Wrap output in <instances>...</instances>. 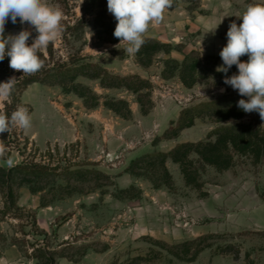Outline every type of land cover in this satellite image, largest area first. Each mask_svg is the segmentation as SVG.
<instances>
[{
	"label": "rangeland",
	"instance_id": "1",
	"mask_svg": "<svg viewBox=\"0 0 264 264\" xmlns=\"http://www.w3.org/2000/svg\"><path fill=\"white\" fill-rule=\"evenodd\" d=\"M46 2L64 14V31L51 43L52 60L47 48L40 52L47 62H91L116 76H139L149 83L140 94L148 93L141 100L150 110L142 114L138 94L103 88L99 80L83 76L74 82L96 94L95 108H86L56 83L27 87L17 108L29 109L31 127L12 131L0 169H9L4 161L10 156L15 165L38 164L56 174L13 178L8 187L13 209L7 210L0 187V264H264V158L236 155L225 170L194 160L195 186L185 182L171 159L147 158L204 141L210 131L234 124L196 119L194 128L161 139L179 116L169 104L181 111L238 93L224 83L225 73L214 74L223 64L219 53L229 25L242 23L237 15L264 0H174L164 20L145 33V40L165 46L155 50L145 42L135 54L124 51L127 44L114 47L120 41L113 35L117 21L107 0ZM101 10L108 18L103 24L97 19ZM25 29L31 32L30 46L37 35L30 24L19 22L13 35ZM176 36L180 43L174 42ZM191 52L199 54L200 64L195 85L186 88L178 70L167 78L173 67L166 62L181 63ZM240 59L247 62L248 56ZM108 100H125L130 117L105 107ZM6 101H0V111ZM238 122L264 131L257 112ZM68 134L76 140L64 143Z\"/></svg>",
	"mask_w": 264,
	"mask_h": 264
},
{
	"label": "trees",
	"instance_id": "2",
	"mask_svg": "<svg viewBox=\"0 0 264 264\" xmlns=\"http://www.w3.org/2000/svg\"><path fill=\"white\" fill-rule=\"evenodd\" d=\"M97 15L99 24L105 17V12L101 10ZM13 24L9 19L5 24V36L13 35V29L18 25ZM80 24V21L78 25ZM98 25V23H97ZM155 50L163 48L165 45L155 40H146ZM50 59L53 58L51 43L47 47ZM45 60V66L34 75H24L22 72L15 71L9 67V57H5L0 61V82H6L10 77H16L17 82L12 91L11 97L4 104L3 111L9 115L17 109L20 95L28 86L39 83H56L68 92H73L84 102V106L88 109L95 108L99 104V98L93 91L74 81L77 77L83 76L93 80H99L103 88H125L138 94V102L141 105L143 115L148 114L150 110L149 104L142 103V98L148 99V93L142 95V90H149V83L139 76L120 77L109 73L100 65L87 62L79 64L78 62L54 63L50 65L42 53H39ZM172 65L173 72L168 77H172L174 72L178 70L181 83L186 88L195 85L197 76L195 74L200 64L199 54L191 52L181 63L174 60L166 62ZM237 67H231L227 76L235 74ZM220 75L222 72H214ZM22 76V77H21ZM21 77V78H20ZM244 99L237 92H229L213 101L201 103L194 107L184 108L180 111L176 122L171 123L169 128L163 133L161 139L168 140L178 136L184 129L193 126L196 119L212 118L215 123H224L227 120H234V124L222 126L210 131L204 141L197 143H181L176 145L167 153L156 152L147 156L148 159L158 160L164 163L166 159H171L180 166L181 173L188 185L195 186L197 171L193 173L192 164L194 160L204 167L210 166L216 170L228 169L236 155H249L256 161L264 158V131L255 123L238 122L245 116V112L237 107V102ZM149 103V102H148ZM105 107L119 115L124 119L130 117V110L125 100H108L104 103ZM15 133H3L0 140H4L5 146H8L10 138ZM194 158V159H193ZM56 169L40 166L33 163H25L15 165L7 171L0 169V187L5 196V206L8 209L14 208L13 194L8 188L15 177L19 178H37L52 177ZM4 182V185H3ZM8 188V189H7ZM6 214V213H5Z\"/></svg>",
	"mask_w": 264,
	"mask_h": 264
},
{
	"label": "clouds",
	"instance_id": "3",
	"mask_svg": "<svg viewBox=\"0 0 264 264\" xmlns=\"http://www.w3.org/2000/svg\"><path fill=\"white\" fill-rule=\"evenodd\" d=\"M173 4L174 0H107V9L117 21L113 35L120 41L114 47L120 49L122 44H127L124 51L129 54L138 52L146 42L145 33L149 27L158 26ZM237 17L242 23L238 26L233 21L229 25L227 43L219 53L223 64L216 71L225 73L226 85L237 90L240 96L247 97L240 99L237 107L245 113L257 112L264 121V4H249ZM18 18L21 24L33 26L37 33L30 46L27 41L31 32L26 29L16 35L5 36L6 22L10 19L15 24ZM63 18L62 10L49 5L46 0H0V61L9 57V67L22 72L23 76L39 72L45 66V60L39 53L61 36ZM180 40L179 36L174 37L175 43H180ZM200 51L203 54L202 42ZM245 55L248 60L242 62L240 58ZM233 65L237 67L238 74L227 76ZM16 82L14 76L0 82V101L11 97ZM30 127L31 116L27 107H18L10 117L0 111V134ZM6 151L4 140H0V158H4ZM4 162L9 169L15 166L10 156Z\"/></svg>",
	"mask_w": 264,
	"mask_h": 264
},
{
	"label": "crops",
	"instance_id": "4",
	"mask_svg": "<svg viewBox=\"0 0 264 264\" xmlns=\"http://www.w3.org/2000/svg\"><path fill=\"white\" fill-rule=\"evenodd\" d=\"M169 108H170V109L172 110V112L174 113L175 118H177V116H178V114H179V111H180V108H179V107H175L174 105H171V104H169ZM192 128H194V126H192V127H190V128H187V129L183 130V131L181 132V134L184 133V132H187L188 130H190V129H192ZM75 140H76V135H70V134H68V136H66V138H63V139H62V141H63L64 143H71V142H74ZM196 140H200V138H198V139H196Z\"/></svg>",
	"mask_w": 264,
	"mask_h": 264
}]
</instances>
